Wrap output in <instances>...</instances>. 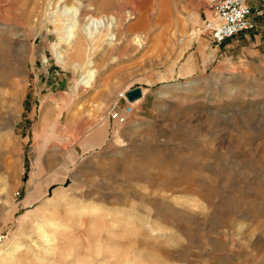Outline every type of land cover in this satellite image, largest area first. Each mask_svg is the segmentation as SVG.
I'll return each instance as SVG.
<instances>
[{"label":"rangeland","instance_id":"rangeland-1","mask_svg":"<svg viewBox=\"0 0 264 264\" xmlns=\"http://www.w3.org/2000/svg\"><path fill=\"white\" fill-rule=\"evenodd\" d=\"M255 9V30L216 44L207 0H0V251L21 243L16 264H264V0ZM90 13L103 19L77 70L57 55Z\"/></svg>","mask_w":264,"mask_h":264},{"label":"bare ground","instance_id":"bare-ground-1","mask_svg":"<svg viewBox=\"0 0 264 264\" xmlns=\"http://www.w3.org/2000/svg\"><path fill=\"white\" fill-rule=\"evenodd\" d=\"M163 6L165 7V8H163L164 18L168 19L170 17V14L167 13L168 6L167 5H163ZM85 18H86L85 21L87 22L86 26L84 27L85 29L83 28L85 30V32H86L85 35H81L79 33L74 32V30H77V29H73V31H71V30L67 31V33L65 35H63L61 42L64 43L65 45H68L69 47H71L70 54L68 52L66 53V52H63L62 50H60L58 55H57L58 61L62 62V63L63 62L65 63L66 55L68 54L69 55V60L72 61V64H73L71 66L73 68L77 69V70L80 68L82 59H83L84 55L87 52V46H86V44H87L86 41L87 40H86V37H89V33H88L89 29L91 27H93L94 25L100 23L101 20L103 19V17L102 18L96 17L93 13H90ZM110 18H112V16ZM130 19H135V17H132L130 15ZM175 21L178 23L177 26L179 28V26L181 25L182 20L178 16H176L175 17ZM108 22H109L108 23L109 25L106 26V34L102 35V39H105V43L110 44L109 48H111L112 44L115 41H117V38H116L117 36H116L115 33H113V30H114V28H118L119 26H118V19L117 18H115V19L112 18L111 21H108ZM139 28H140V24L137 22V23H135V24H133V25H131L129 27V31L136 32L137 30H139ZM119 29H120V27H119ZM176 34H177L176 30H173L172 33H171L172 36H177ZM167 37L168 36L165 34V32H161V34L156 36L155 40L157 42L162 41V42L165 43L166 40H168ZM96 42L98 43V42H100V40L96 41ZM133 42L137 45L138 48H143L146 45V38L143 35L142 36L135 35V38L133 39ZM68 63H70V62H68ZM82 66H83V70L84 71H83L81 77L79 78V82L78 83L82 84V85H85V86L90 88L92 86V84L97 81L96 70L94 68L95 67V62L93 60H91L90 58H87V60L84 62V64ZM138 100H140V99H138ZM135 102H132V104L135 103ZM49 226H51L53 228H56L58 225H57V223L49 224L45 220L43 225L40 227V232L44 236V238L47 239L48 242L54 241L53 242L54 245H52V246L56 247L55 244H56L57 240L54 239V238L52 239L51 238L52 237L51 234L48 233V231H46V227H49ZM51 251H52V253L55 252L54 248L49 250L50 253H51ZM22 257H23L22 245H21V243H16L11 249H9L7 251H0V264H16V261L17 260H21ZM26 263L27 264H32L31 263V259L30 258L26 259Z\"/></svg>","mask_w":264,"mask_h":264},{"label":"built area","instance_id":"built-area-1","mask_svg":"<svg viewBox=\"0 0 264 264\" xmlns=\"http://www.w3.org/2000/svg\"><path fill=\"white\" fill-rule=\"evenodd\" d=\"M248 1L207 0L212 17L204 23V30L210 34L216 44H222L256 29L254 14ZM127 92L129 91L121 94V98L126 101L124 110L120 111L115 106L110 113V118L121 125L127 122L128 116L133 112L131 102L126 97Z\"/></svg>","mask_w":264,"mask_h":264},{"label":"water","instance_id":"water-1","mask_svg":"<svg viewBox=\"0 0 264 264\" xmlns=\"http://www.w3.org/2000/svg\"><path fill=\"white\" fill-rule=\"evenodd\" d=\"M126 97L129 102H135L138 99H141L143 97L142 90L140 88H136L134 90H131L126 93Z\"/></svg>","mask_w":264,"mask_h":264},{"label":"crops","instance_id":"crops-1","mask_svg":"<svg viewBox=\"0 0 264 264\" xmlns=\"http://www.w3.org/2000/svg\"><path fill=\"white\" fill-rule=\"evenodd\" d=\"M248 3H249V5H250L251 8H252V11H253V14H254L253 17H254V20H255V22H256V20L259 19L257 15H259V14L261 15V12H259L258 10L255 9V6H256V0H249Z\"/></svg>","mask_w":264,"mask_h":264}]
</instances>
